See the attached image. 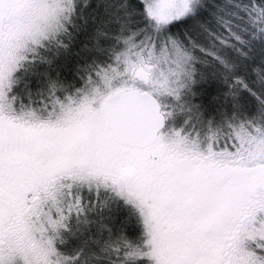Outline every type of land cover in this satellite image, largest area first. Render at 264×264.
Instances as JSON below:
<instances>
[{
	"label": "snow or ice",
	"instance_id": "1",
	"mask_svg": "<svg viewBox=\"0 0 264 264\" xmlns=\"http://www.w3.org/2000/svg\"><path fill=\"white\" fill-rule=\"evenodd\" d=\"M0 264H264V0H0Z\"/></svg>",
	"mask_w": 264,
	"mask_h": 264
}]
</instances>
